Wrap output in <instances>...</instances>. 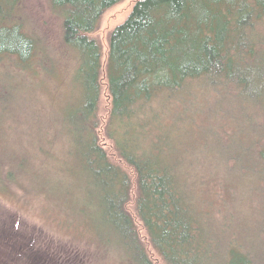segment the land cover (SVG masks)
<instances>
[{
    "label": "trees",
    "instance_id": "1",
    "mask_svg": "<svg viewBox=\"0 0 264 264\" xmlns=\"http://www.w3.org/2000/svg\"><path fill=\"white\" fill-rule=\"evenodd\" d=\"M21 1L0 0V134L32 133L38 77L59 62ZM123 1L47 0L73 61L44 185L53 199L77 184L78 217L109 234L85 241L102 261L264 264V0H136L104 46L93 34ZM28 161L0 154V187Z\"/></svg>",
    "mask_w": 264,
    "mask_h": 264
},
{
    "label": "rangeland",
    "instance_id": "2",
    "mask_svg": "<svg viewBox=\"0 0 264 264\" xmlns=\"http://www.w3.org/2000/svg\"><path fill=\"white\" fill-rule=\"evenodd\" d=\"M135 1L124 0L106 11L93 36L107 46L110 32L127 18ZM20 6L19 12L39 32L59 62L51 78L44 73L38 77L36 94L41 101L32 109L40 113L43 119L39 117L37 124L31 122L32 133L7 129V132L0 134V154L8 157L29 156L26 172L21 170L19 174L10 176L8 189L2 184L0 187V264L122 263L123 257L118 255L105 257L106 260L102 261L101 252L85 242L93 239L100 243L109 234H104L105 230L99 219L95 220V215L83 212L78 217L77 207H73L68 199L78 196L76 183L69 188L70 195L63 194L66 190L63 186L56 191L57 196L53 199L49 187L44 185V181H54L57 174L55 168L47 169L46 160L39 159L41 146L50 140L46 128L51 119L48 113L59 108L71 93L70 62L73 60L70 51L67 50L65 55L61 51L64 48L61 23L47 0H22ZM106 97L107 95L103 96L102 113L107 107ZM27 110L30 108L27 107ZM1 160L8 169L12 159L8 163L2 157ZM157 260L158 264H163L158 258ZM114 261L116 262L110 263Z\"/></svg>",
    "mask_w": 264,
    "mask_h": 264
}]
</instances>
